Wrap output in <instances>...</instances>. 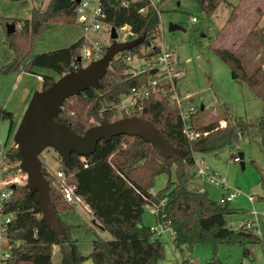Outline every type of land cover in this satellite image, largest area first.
<instances>
[{"label": "trees", "instance_id": "1", "mask_svg": "<svg viewBox=\"0 0 264 264\" xmlns=\"http://www.w3.org/2000/svg\"><path fill=\"white\" fill-rule=\"evenodd\" d=\"M197 1L205 13L211 15L224 0ZM123 2L127 5H123ZM78 4L77 0H50L44 8H33L31 17L24 21L8 20L7 23L14 22L17 26L14 33L6 32V42L15 56L10 63L0 67V74L18 70L36 73L43 77L40 89H45L58 77L37 73L36 68L50 69L59 76L81 68L83 64L78 58L85 45L84 37L67 47L33 53V43L44 32L46 23H77ZM101 4L105 13L103 22L117 30L128 26L134 38L143 37L144 40L116 55L101 79L100 89L89 88L65 100L56 119L68 124L77 133L84 134L93 125L139 115L150 119L181 154L166 156L143 138L135 137L131 141L130 136L118 135L109 141L101 140L90 156L73 152L70 166L62 163L68 181L76 185L77 194L91 209L94 223L103 226L112 236L110 239L96 237L89 255L81 253L77 240L69 236V226L65 225L66 235L56 234L42 219L36 194L31 195L26 184H17L3 209L5 213L15 214L7 225L10 240L21 242L12 249L9 264H83L88 258L94 264H160L159 261L165 256L164 245L156 231L142 220L147 206L157 207L155 223L171 228L173 244L181 251L195 244H212L217 248L220 244L264 243L245 224L237 229L228 226L226 216L233 212L229 207L230 202L221 204L205 190L189 189L187 183L190 177L185 168L195 164L196 152L218 153L225 146H234L241 134L254 129H258L264 148V114L257 122H251L242 117H233L226 106L222 118L197 126V111L191 121L199 136L189 139L184 132L179 107L166 96L151 95L144 100L142 109H135L129 114L118 109L123 96L129 94L133 87L147 84L153 76L149 71H132L129 60L139 57L150 61L162 50L156 43L160 17L149 0H101ZM143 6L147 10L141 13ZM253 37L260 42L258 47L262 46L263 50L261 62L256 66H248L241 54L230 49L213 48V51L229 66L237 79L245 82L255 96L264 101V26L254 28L244 43L248 44ZM143 45L151 50L143 52ZM164 85L170 88L169 83ZM0 117L10 120L12 132L13 112L0 105ZM221 120L226 121V125L220 126ZM123 137L129 144L127 150L120 144ZM20 158L15 145L6 150L7 162L15 164L6 175H15ZM173 166L176 169L175 179L170 177ZM44 174L51 180L45 171ZM160 174H168L169 179L163 188L153 192L155 179ZM18 181L23 183L22 175L18 176ZM50 195L57 214L73 208V204L68 203L53 186ZM54 246L57 249L54 250ZM54 251L59 255V263H54ZM201 264L224 263L215 256Z\"/></svg>", "mask_w": 264, "mask_h": 264}, {"label": "rangeland", "instance_id": "2", "mask_svg": "<svg viewBox=\"0 0 264 264\" xmlns=\"http://www.w3.org/2000/svg\"><path fill=\"white\" fill-rule=\"evenodd\" d=\"M49 1L0 0V67L10 63L15 56L14 51L6 42L7 21L10 19L24 21L31 17L33 8H44ZM87 1L89 6L84 8L87 13L84 22L46 23L44 32L33 43V53L69 46L83 33L86 34L84 47L92 50L97 44L107 47L112 42L111 28L107 23L93 17V5L91 0ZM155 4L160 17V32L156 43L161 46L163 53L178 55L184 63L185 69L181 63L179 64L180 68L184 69L179 81L183 90L187 89L192 93L190 99L184 100V106L186 109L193 106L196 108V113L198 111L196 125L202 126L222 118L226 106L230 108L233 117H242L247 121L257 122L264 114V101L258 99L245 82L233 77L232 70L215 54L213 48H227L241 54L248 66L260 64L263 52L262 46L258 47L260 42H257L254 37L253 40L250 38L248 44L244 42L254 28L264 26V0H224L211 15L205 13L203 6L197 0H155ZM95 23L101 26L100 29L85 31V25L90 26ZM170 23H177L182 29L170 31ZM127 29L126 27L123 31L117 30L118 40L131 39V37H125L129 35ZM142 50L149 52L151 49L143 45ZM98 57L99 55H94L95 59ZM148 62L147 59L139 57L129 60L134 72L146 68ZM155 67L158 70V76H162L167 71L165 64L155 63ZM35 70L37 73L45 71L60 77L50 69L36 68ZM21 71L23 70L0 74V105L7 110H9L8 106H16V119L12 132L10 131V120L0 117V147L3 130L7 137L3 148L4 153L12 144L15 145L16 129L32 94L42 85L36 73L26 72L22 74L21 79H18L17 76ZM122 100L125 102L119 104L118 109L120 110L123 106L129 107L128 99L123 97ZM203 105L204 110L201 109ZM224 125L226 121L221 120L220 126ZM120 144L123 149L129 148L124 137ZM240 151L244 152V168L241 161H233V157ZM194 156L195 164L185 167L190 177L187 187L205 190L215 201L219 202L225 191L210 184L203 175L196 172L197 162L203 167L215 169L225 175L227 183L241 191L229 203L233 212L226 216L228 226L237 229L247 222L252 223L251 230L264 240V148L258 129L241 134L234 146H225L218 151V154L196 152ZM41 157L53 168H59L60 156L54 149L44 150ZM201 160H203L202 164ZM15 174L22 175L23 173L15 171ZM170 177L172 179L176 177L175 166L172 167ZM168 179V174L158 175L155 179L154 190L157 192L163 188ZM250 196L253 200L249 198ZM58 216L65 225L69 226V236L77 240L79 249L84 255L91 253L92 242L96 237L103 239L112 237L108 231L101 229L97 222H93L94 218L91 213L79 205L73 204V208L59 211ZM142 220L145 224L153 225L156 222L154 211L146 208ZM171 231L170 229L160 236L165 253L164 258L159 261L161 264H176L177 260L183 261L182 257L187 258V262L184 261L186 264H201L215 256L220 258L224 264H264V243L220 244L217 248H214L212 244H195L192 248L184 247L181 251L174 246ZM53 260L54 263H59V255L54 254ZM90 264L93 262L91 261Z\"/></svg>", "mask_w": 264, "mask_h": 264}, {"label": "water", "instance_id": "3", "mask_svg": "<svg viewBox=\"0 0 264 264\" xmlns=\"http://www.w3.org/2000/svg\"><path fill=\"white\" fill-rule=\"evenodd\" d=\"M77 2L79 3L80 0ZM16 28L14 22L7 23L6 32L14 33ZM169 29L174 31L182 27L177 23H170ZM111 39L112 42L105 47V52L100 58L91 61L87 66L61 75L45 89L35 90L14 135V144L21 157L19 168L27 175L26 186L31 195L36 194L42 219L58 235H66V226L52 203L51 182L44 174L42 167L41 154L44 150L54 149L60 156V161L65 166H70L73 152L84 157L90 156L96 151L97 144L101 140L109 141L115 135H126L132 138H143L163 155L181 154L178 148L166 140L150 119L139 115L121 117L112 122L93 125L84 134L77 133L68 124L56 119L62 111L65 100L89 88L100 89L101 79L107 73L116 55L144 40L143 37H136L120 41L115 27L111 28ZM148 44L150 45V42ZM156 72L157 69H152L149 73ZM233 77L236 78L234 73ZM201 109L203 110L204 106ZM238 156L244 168V152L240 151ZM12 187L15 188L16 184ZM100 228L104 229L103 226Z\"/></svg>", "mask_w": 264, "mask_h": 264}, {"label": "built area", "instance_id": "4", "mask_svg": "<svg viewBox=\"0 0 264 264\" xmlns=\"http://www.w3.org/2000/svg\"><path fill=\"white\" fill-rule=\"evenodd\" d=\"M151 5L155 4V0H149ZM91 4L93 5V12L92 15L94 18H97L99 20H102L105 16V13L102 8L101 0H91ZM123 5H127L126 2L122 3ZM89 6V2L87 0H80L76 12L78 14L77 22H84L87 18V13L85 12L84 8H87ZM147 7L143 6L140 8V12L144 13L146 12ZM195 20V18H193ZM103 21V20H102ZM84 24V23H83ZM100 25L98 23L91 24L90 26L85 25L84 29L85 31L92 29V30H98L100 29ZM127 29V32L129 35H125V37H131V39L134 38L133 32L129 29L128 26H123L118 31H123L125 28ZM109 28H111L109 26ZM111 34V33H110ZM130 40V39H129ZM127 41V40H124ZM105 52V47L97 44L94 49H90L88 47H83L81 54H80V61L82 62L83 66L88 65L91 61L95 60L94 55H99L98 58H100ZM155 63L159 64H165L167 66V71L162 76H158L157 72L153 75L152 78L149 79L148 83L142 86L133 87L131 92L123 97H126L129 101V107L123 106L121 110H125L127 113H132L135 111V109H142L143 102L146 98H148L151 95H156L157 97L166 96L170 99V102L173 104H176L179 109L180 113L184 122V132L189 137V139H195L199 136V132L195 131L192 127V116L196 113V108L191 106L190 108H185V102L184 100H187L190 95H182L180 92V88L178 85V79L180 75L182 74V69L180 68V63L176 55H173L171 53L165 54L162 52V50L152 58L148 62V66L144 69H141V71H149L152 69H157L155 67ZM264 67V65H263ZM77 70V69H75ZM38 79L40 81L43 80L42 75H38ZM162 83V86L160 85ZM170 85V88L168 89L164 84ZM171 92V94H169ZM169 94V95H168ZM125 100H122L120 103H124ZM119 107V106H118ZM4 145H1L0 147V264H9V260L12 257V249L16 246H19L21 244L20 241H14L12 242L8 236L7 231V225L9 222L12 221L15 214L5 213L4 212V206L9 201L11 196L14 193V188L12 187L13 184L23 185L26 184L27 175L23 173L20 168L18 169V172L22 174L23 176V183L18 181V176L21 175H14L12 173H9V175H6L5 173L8 171L10 167H14L15 164H10L6 160V151L3 152ZM127 150V149H125ZM233 161L240 162V158L238 155H235L233 157ZM19 163L17 165L19 166ZM200 163H203V160L200 161ZM63 164L62 162L59 165L58 169L53 168L43 157H42V167L43 171H45L50 177H51V187H55L63 196V198L71 204H77L82 206L87 212L92 213L91 209L87 208V205L82 200L81 196L77 194L76 192V185L74 183H70L66 177L65 172L63 171ZM196 172L200 175H203L205 179L212 185H215L217 187H221L225 193L221 196L219 202L221 204H225L227 202L233 201L240 193L241 191L238 188L231 187L227 183V177L225 175H222L221 173L214 171L210 169L209 167H203L197 162V169ZM251 200H253V197H249ZM152 207L155 209V214L157 212V207L154 206H147ZM246 227L252 228V223H245ZM153 230L156 231L157 235H160L165 227L162 224H155L151 226ZM54 254L56 252L54 251Z\"/></svg>", "mask_w": 264, "mask_h": 264}, {"label": "crops", "instance_id": "5", "mask_svg": "<svg viewBox=\"0 0 264 264\" xmlns=\"http://www.w3.org/2000/svg\"><path fill=\"white\" fill-rule=\"evenodd\" d=\"M49 24H53V23H50L49 22ZM81 37H84V40H85V38H86V34L85 33H83L79 38H81ZM78 38V39H79ZM77 39V40H78ZM77 40H75V41H77ZM74 41V42H75ZM73 42V43H74ZM70 46V45H69ZM65 47H67V46H65ZM177 56V58H178V60H179V63H181V66L185 69V66H184V63L181 61V59H180V57L178 56V55H176ZM184 69L182 70V73L184 72ZM24 73H26V72H24V71H21V73L17 76V78L18 79H21V76H22V74H24ZM40 73H47V72H45V71H42V72H40ZM35 75H37V77H38V75L39 74H35ZM38 79V78H37ZM39 80V79H38ZM178 85H179V88H180V92L182 93V95H190V97H191V95H192V93L189 91V90H183V86H182V84H181V82L179 81V79H178ZM40 89V88H39ZM24 97V96H23ZM190 97L188 98V99H190ZM204 106V105H203ZM26 107V104L24 105V108ZM205 107V106H204ZM7 108H9V110L11 111V112H13V115H14V123H13V125H15V119H16V106H13V107H7ZM204 110V109H203ZM10 131H11V128H10ZM2 138V145H6V142H7V137H5V134H4V130L2 131V136H1ZM13 145V144H12ZM218 154V153H217ZM196 156V155H195ZM213 170V169H212ZM214 171H215V169H214ZM220 173V172H219ZM220 189H222L221 187H219ZM152 191L153 192H156L155 190H154V188L152 189ZM224 193V192H223ZM77 205V204H76ZM87 205V204H86ZM80 206V205H79ZM82 207V206H81ZM83 208V207H82ZM87 208H89V206L87 205ZM147 208H150V209H152L153 211H154V213H155V209L154 208H152V207H147ZM84 209V208H83ZM90 209V208H89ZM85 210V209H84ZM144 214V213H143ZM91 216H92V213H91ZM93 222H94V220H93ZM156 223H154L153 225H155ZM146 225H149V226H153L151 223L150 224H146ZM171 228H165L164 230H163V232L159 235V236H161L162 234H164L166 231H168V230H170ZM104 230V229H103ZM171 234H173V232L171 231ZM104 237H106V236H104ZM173 238H174V236L172 235V240H173ZM56 247V249H57V246H55ZM175 253H176V251H174ZM183 258V261H180V260H177V263L176 264H186L185 262H187V258L186 259H184L185 257H182ZM92 260L91 259H86L84 262H83V264H90V262H91ZM185 261V262H184ZM93 262V261H92ZM181 262V263H180ZM94 264V263H93ZM160 264H161V262H160Z\"/></svg>", "mask_w": 264, "mask_h": 264}, {"label": "bare ground", "instance_id": "6", "mask_svg": "<svg viewBox=\"0 0 264 264\" xmlns=\"http://www.w3.org/2000/svg\"><path fill=\"white\" fill-rule=\"evenodd\" d=\"M115 136H118V135H115Z\"/></svg>", "mask_w": 264, "mask_h": 264}]
</instances>
